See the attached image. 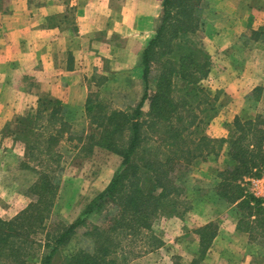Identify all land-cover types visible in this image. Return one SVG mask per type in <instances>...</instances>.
I'll return each mask as SVG.
<instances>
[{
  "label": "crops",
  "instance_id": "1",
  "mask_svg": "<svg viewBox=\"0 0 264 264\" xmlns=\"http://www.w3.org/2000/svg\"><path fill=\"white\" fill-rule=\"evenodd\" d=\"M198 1L200 27L185 40H194L209 56L203 87L213 99L216 114L205 131L211 139L225 142L217 155L196 162L184 173L185 194L181 198L186 209L166 218V233H162L164 217L157 219L153 232L162 246L155 251H177L186 239L197 250L200 239L196 231L214 224L217 234L204 262L215 256L218 264H253L256 258L264 259V240L253 242L239 229L241 212L221 199L215 189L220 183L219 172L233 165L226 141L228 126L236 118L261 117L264 121V0ZM163 3L0 0V133L9 128L0 138V147L11 149L10 136L22 119L35 118L41 103L60 102L69 133L59 149L63 155L67 151L75 156L76 147H69L66 140L86 137L91 131L86 112L90 97L95 104L106 98H123L126 104L119 107H126L113 110L139 103L145 92L143 57L162 25ZM148 109L147 101L143 112ZM10 183L15 190L12 188L5 200L8 212L0 211L5 220L16 217L30 203L16 190L19 184ZM97 186L108 185L102 180Z\"/></svg>",
  "mask_w": 264,
  "mask_h": 264
},
{
  "label": "trees",
  "instance_id": "2",
  "mask_svg": "<svg viewBox=\"0 0 264 264\" xmlns=\"http://www.w3.org/2000/svg\"><path fill=\"white\" fill-rule=\"evenodd\" d=\"M198 4V0H164L162 25L143 57L145 92L139 103L126 110L107 111L103 103L95 104L89 98L86 112L91 131L83 138L86 154L99 148L119 156L122 162L105 190L72 224L47 227L59 191L55 174L62 155L55 147L69 133L60 102H43L34 119H22L12 136L25 143L30 160H39L40 171L25 166L39 175L33 187L38 198L16 217L0 218V264H33L30 261L38 257L36 248L47 249L38 264H55V257L80 228L86 229L84 236L93 249L80 248L59 264H131L133 252L127 250L136 238H143L148 246L162 244L149 233L161 214L176 213L177 204L169 208V203H178L184 194L176 183L179 172L217 155L225 142L205 133V126L216 114L213 99L200 85L209 73V56L194 40H185L199 30ZM152 72L156 74L154 80ZM193 100H199L194 107ZM147 101L149 112L144 113ZM39 120H46L40 126L44 135L34 140V131L40 127L33 126ZM228 130L226 141L233 165L219 172L220 183L215 191L241 212L239 229L248 233L253 242L264 240V199L247 195L242 186L246 178L258 177L264 166V121L261 117L247 121L236 118ZM109 204L112 207L108 210ZM93 214H99L102 221L89 224ZM39 234L45 236L44 242L37 240ZM196 234L200 254L190 264L204 261L217 226L209 224Z\"/></svg>",
  "mask_w": 264,
  "mask_h": 264
},
{
  "label": "rangeland",
  "instance_id": "3",
  "mask_svg": "<svg viewBox=\"0 0 264 264\" xmlns=\"http://www.w3.org/2000/svg\"><path fill=\"white\" fill-rule=\"evenodd\" d=\"M155 72H152L151 74L153 80L156 76ZM153 80L151 82L152 83L151 86L154 85ZM200 85L203 86V81L200 83ZM192 102L194 107L199 102V100H193ZM124 103H125L124 99L118 97L115 98L114 100H111V98L110 99L106 98L103 104L104 106L107 107V111L108 110L110 111L113 110V108H117L119 107L120 104H124ZM124 107L126 106L119 108H124ZM129 107H132V105L128 106V108ZM128 108H125L124 110ZM147 112H149V109L147 110ZM198 113L199 111H197V114ZM202 117H204V114H202ZM43 123L45 124L46 120H39L37 125L34 124L33 127H40L43 125ZM2 130L3 131L0 133L1 139L7 135L9 128L6 126ZM20 130L23 131L24 130L23 127L20 128ZM205 130H206V126H205ZM43 131L44 130L41 127L39 130L34 131L35 132L33 136L35 137L34 140L38 138L42 139L41 137H43L42 135H44L42 133ZM84 137L85 136H76V137L73 136V138H71L70 140H66L69 147H71L72 149L73 147H76L75 150L73 149L74 152L76 151L75 156L72 153L68 154L67 151L65 152L64 155L62 154V152L59 149L61 141L58 143L59 145L55 147L57 152H59L62 155V161L60 163L59 170H57V174H55V182L59 184V191L57 198L55 199V204L51 213V218L47 222L48 229H54V228L56 229L59 227V224L69 225L75 222L77 218L81 215L85 207L92 200H94L101 192L105 190L106 187L100 188L99 186H97V184L103 180V183H106L108 185L112 180L113 176L115 175V173L117 172V170L119 169L120 167L119 165H121L122 159L119 156L111 152L105 151L103 149L96 148L95 152H93L90 155H87L86 154L87 149H84L85 147H83L85 146L83 143L86 142V140L83 139ZM10 138H12L11 140L13 142L10 150L4 151V148L0 147V206L2 209V210L0 209V211L2 212L4 211L3 209H6L8 206L7 201L5 200L8 199V195H10L12 190L15 188L12 186L10 182L14 184H19L17 185L16 190H19V192H23L24 195H26L30 199L29 200L30 203L35 201L36 198H38L33 193V187L34 184L39 180V175L38 173L34 172L29 168L33 167L36 171H40L41 166H38L39 160L36 158L35 160L32 161L28 158L27 147L22 140H19L12 135L10 136ZM80 138L83 139L82 142L79 141ZM0 141L2 142V140ZM40 160H45V159H40ZM25 166L29 168H26ZM7 167L11 168L9 169V172L5 170L7 169ZM14 171L17 172L14 173ZM186 172H188V170L181 171L177 176L176 183L181 187L185 186L186 184L185 178L187 174H184ZM211 173L215 174L214 172ZM62 191H63V197L59 198V196L62 195ZM183 198H180L178 203L175 200L174 202L176 203L173 202L169 203V208H172L173 204H177L175 205L176 213L169 215V213L166 212L161 214V216L159 217V218L164 217L165 220L162 225V233L164 232L166 233L167 230L166 228L169 227V223L166 221V218L175 217L178 214V212L180 214L182 212V209H184L185 201H183ZM179 203L182 204L180 205ZM110 207L112 206L109 204L107 205L106 209L109 210ZM14 208L15 206L13 207L12 214H14V210H15ZM169 210L171 209H168V211ZM6 211L8 212L7 209L5 210V212ZM157 219L154 221L153 225L155 224L156 221H158ZM101 221L102 219L100 220L99 214H93L88 218L89 224H96V223H100ZM85 231H86L85 228H80L77 230V233L73 237L70 244L68 246H65L61 250L60 254L55 257L54 259L55 264H59L60 262H62V260L66 255L72 254L80 248H84L87 250L93 249V244H91L88 238L84 236ZM151 232L152 233L149 234H153L154 236H156L153 232V226ZM156 238L158 237L156 236ZM37 240L38 241L41 240L42 242H44L45 236L43 234H39L37 236ZM148 244L149 243H146V240H144L143 238L140 239L136 238L135 242L131 244V246L127 250V251L132 250L133 252V259L131 260L132 261L131 264H175L177 262H180L181 264H190L194 260V258H197L200 254V245L199 248L197 247L196 250L194 248L193 243L188 239L184 240V242L181 244L180 248L177 251L168 248L163 252L156 253L155 250L158 247L162 246V244L157 247L156 245L148 246ZM36 252L38 257L35 258V260L30 261L33 264L39 263V259L41 255L46 253L47 249L36 248ZM205 262L203 261L201 264H218L215 256L211 260H208L206 263ZM253 264H264V259L256 258L254 259Z\"/></svg>",
  "mask_w": 264,
  "mask_h": 264
},
{
  "label": "built area",
  "instance_id": "4",
  "mask_svg": "<svg viewBox=\"0 0 264 264\" xmlns=\"http://www.w3.org/2000/svg\"><path fill=\"white\" fill-rule=\"evenodd\" d=\"M242 186L247 195L256 199H264V166L258 177L246 178Z\"/></svg>",
  "mask_w": 264,
  "mask_h": 264
}]
</instances>
